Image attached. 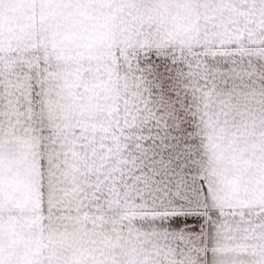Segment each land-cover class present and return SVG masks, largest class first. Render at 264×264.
I'll list each match as a JSON object with an SVG mask.
<instances>
[{
    "label": "snow or ice",
    "instance_id": "obj_1",
    "mask_svg": "<svg viewBox=\"0 0 264 264\" xmlns=\"http://www.w3.org/2000/svg\"><path fill=\"white\" fill-rule=\"evenodd\" d=\"M0 264H264V0H0Z\"/></svg>",
    "mask_w": 264,
    "mask_h": 264
}]
</instances>
